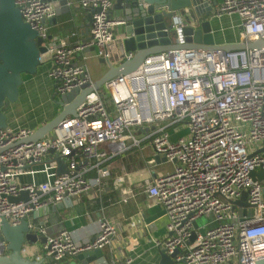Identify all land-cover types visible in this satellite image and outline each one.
<instances>
[{"label":"built area","instance_id":"1","mask_svg":"<svg viewBox=\"0 0 264 264\" xmlns=\"http://www.w3.org/2000/svg\"><path fill=\"white\" fill-rule=\"evenodd\" d=\"M79 4L92 10L88 39L75 44L60 40L40 55L59 95L91 87L84 52L92 47L94 56H110L114 28L123 22L110 14L113 0ZM15 6L23 21L45 39L46 22L55 15L51 0H15ZM214 14L239 18L240 43L264 40V0H222ZM173 25L175 42L183 44L182 22L176 15ZM76 52L82 53L77 63ZM138 131L142 135L137 136ZM31 134L27 127L0 128V221L17 224L38 209L97 185L98 179L85 172L90 168L86 160L96 158L92 167L107 174L104 163L109 157L99 146L113 144L117 152L149 146L174 164L171 171L148 178L143 189L167 218L165 237L152 241L174 263L256 264L264 258L263 47H193L149 54L134 72L90 90L76 115L64 117L51 136L27 141ZM50 152L54 156L47 158ZM58 157L66 167L61 174L55 171ZM37 174L44 178L34 179ZM242 192L250 206L242 207L239 215L234 202ZM29 227L45 240L24 243L20 253L40 264H63L79 252L102 251L118 235L116 224L103 215L93 238L84 244H76L67 229L46 235L42 225ZM6 244L0 233V256L8 252ZM131 263L129 256L103 262Z\"/></svg>","mask_w":264,"mask_h":264},{"label":"crops","instance_id":"2","mask_svg":"<svg viewBox=\"0 0 264 264\" xmlns=\"http://www.w3.org/2000/svg\"><path fill=\"white\" fill-rule=\"evenodd\" d=\"M54 1L56 4L59 3L55 6L56 13L46 22L47 34L51 36L50 45L60 40L70 44L87 40L90 34V21L86 16V9L79 4L80 0H67L66 5L61 4V0ZM221 1L210 0V3L215 7ZM122 10H115L112 7L110 14L112 17L120 18ZM212 17L215 46L238 45L239 18L233 14ZM120 31L121 25L115 26L114 42L120 37ZM94 52L92 48L84 52L89 56L86 63L93 82L108 68L105 63L99 61V57L94 56ZM113 52L116 50L111 53ZM81 55L80 52L74 54L76 63L80 61ZM48 68V63H40L35 74L23 75L16 102L7 103L3 108L7 127L13 130L27 127L33 133L46 122L55 119L62 111L64 105L58 103L60 95L55 91L56 81L47 74ZM69 104L71 102L65 106ZM52 134L53 130L42 138ZM136 135L140 136L142 132L138 131ZM174 137L175 134L172 138ZM145 143L146 141L142 142ZM98 150L109 157L104 163L107 174L100 175L97 169L92 167L98 161L96 158L86 160L90 168L85 172L86 177L97 178L98 184L77 197L30 213L28 222L44 226L46 235L57 234L60 230L67 229L76 244H84L93 238L97 230V219L103 215L116 224L118 235L111 246L102 250L103 256L90 264H103L106 259H122L126 256L132 258L131 264H157L162 248L152 239L162 240L165 237L167 218L163 207L149 200L143 189L148 178L171 171L173 162L155 155L149 146L132 147L117 152L113 144L105 143L99 146ZM53 156L54 154L50 152L47 158ZM150 159L153 161L147 163ZM43 178L42 174H37L34 179ZM125 191H130V195L125 194ZM71 262L73 258L65 260L63 264Z\"/></svg>","mask_w":264,"mask_h":264},{"label":"water","instance_id":"3","mask_svg":"<svg viewBox=\"0 0 264 264\" xmlns=\"http://www.w3.org/2000/svg\"><path fill=\"white\" fill-rule=\"evenodd\" d=\"M53 7L58 4L51 0ZM66 5L67 0H61ZM113 9H123L120 37L111 46L110 56L100 57L99 61L107 65L106 72L91 87L75 88L59 96V104L64 105L59 115L52 121L46 122L27 141L41 139L47 132L53 130L66 116L76 115V108L84 100L85 95L93 89L100 88L105 82L114 77L134 72L144 58L152 53L171 51L182 48H200L206 51L213 49L232 50L240 48H264V40L258 39L238 45L215 46L212 30L213 3L202 0H114ZM87 18L91 20L92 10L87 8ZM56 13V8H55ZM181 19L180 31L183 44L174 40L175 29L173 16ZM51 36L47 34L43 39L37 32L25 23L15 0H0V128L7 127V118L3 108L7 103L17 100L19 86L23 75H33L40 65V55L50 46ZM92 48V47H91ZM93 49V48H92ZM131 53L130 58L125 54ZM69 106H65L70 103ZM264 151V147L261 149ZM157 158V156H156ZM56 173L66 171L65 163L61 158L55 159ZM262 175V173H261ZM22 193L20 198H24ZM16 201V198H10ZM238 214L243 213L242 207L250 206L246 192H242L234 202ZM1 238L6 241L7 253L0 256V264H40L35 260L23 257L20 247L24 243L44 242L43 236L37 237L29 227L28 219L17 224H10L6 219L0 221ZM160 259L157 264H176L163 250L159 251ZM103 256L99 249L79 252L68 264H90ZM183 264V263H179ZM256 264H264V258L258 259Z\"/></svg>","mask_w":264,"mask_h":264},{"label":"rangeland","instance_id":"4","mask_svg":"<svg viewBox=\"0 0 264 264\" xmlns=\"http://www.w3.org/2000/svg\"><path fill=\"white\" fill-rule=\"evenodd\" d=\"M90 73H91V71H90ZM91 75H92V74H91ZM21 85H22V83H21ZM21 85H20V86H21ZM20 86H19V87H20ZM18 92H19V90H18ZM15 102H16V101H15ZM15 102H14V103H15ZM7 126H8V125H7ZM37 211H38V210H37ZM35 212H36V211H35ZM27 255H28V254H27Z\"/></svg>","mask_w":264,"mask_h":264}]
</instances>
